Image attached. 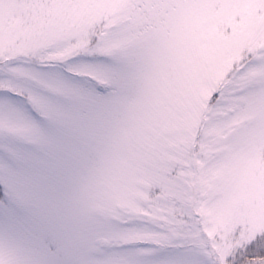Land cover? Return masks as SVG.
Instances as JSON below:
<instances>
[{
	"label": "snow or ice",
	"instance_id": "1",
	"mask_svg": "<svg viewBox=\"0 0 264 264\" xmlns=\"http://www.w3.org/2000/svg\"><path fill=\"white\" fill-rule=\"evenodd\" d=\"M0 264H264V0H0Z\"/></svg>",
	"mask_w": 264,
	"mask_h": 264
}]
</instances>
